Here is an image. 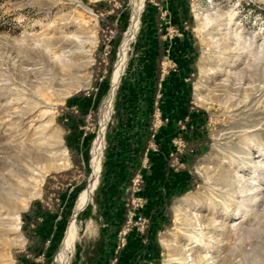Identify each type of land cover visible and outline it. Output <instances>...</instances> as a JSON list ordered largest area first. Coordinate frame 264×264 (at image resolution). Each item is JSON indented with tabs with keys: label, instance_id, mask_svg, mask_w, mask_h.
Segmentation results:
<instances>
[{
	"label": "rangeland",
	"instance_id": "rangeland-1",
	"mask_svg": "<svg viewBox=\"0 0 264 264\" xmlns=\"http://www.w3.org/2000/svg\"><path fill=\"white\" fill-rule=\"evenodd\" d=\"M122 12L129 13V23L109 78ZM136 15L137 28L115 84ZM156 62L157 84L150 77L156 86L154 95V87L149 91L151 129L153 134L164 126L176 129L169 163L173 172L187 167L190 179L167 187L169 205L152 264H264V0H0V230L19 226L22 241L9 248L0 235V255L7 257L0 264L24 259L47 264L45 253L36 254L23 233L21 215L35 200L49 210L64 208L61 195L70 189L75 193L65 209L57 252L62 247L53 264L74 216L78 234L66 264L79 263L76 241L83 222L76 208L95 202L117 93L125 78L145 73L149 79ZM109 95L110 115L103 124ZM158 112L163 123L155 128ZM71 117L82 119L90 139L85 165L74 166L67 151L64 134ZM202 135L206 150L187 165L193 153L189 145ZM92 180L95 187L82 203ZM8 199L22 208L10 211ZM128 202L126 193V210ZM145 207L146 199L143 214Z\"/></svg>",
	"mask_w": 264,
	"mask_h": 264
},
{
	"label": "crops",
	"instance_id": "crops-1",
	"mask_svg": "<svg viewBox=\"0 0 264 264\" xmlns=\"http://www.w3.org/2000/svg\"><path fill=\"white\" fill-rule=\"evenodd\" d=\"M155 70L153 66L148 70L149 73L151 72L149 79L145 73L140 79L125 78L117 93L100 187L97 186L94 193L95 202L90 203L81 212L83 217L79 219L83 222V228L80 229V236L76 241L81 255L77 264H108L114 256H117V264H152L157 254L159 241L157 235L160 234L165 219L163 209L168 197L167 187L172 183L184 184L190 179V171L187 167L177 172H173L171 168L168 151L176 129L164 126L152 137L150 148L147 149L142 160L143 163L147 153L150 165L148 171L145 169L144 214L150 217L151 222L145 234L133 229L126 245L116 254L118 235L124 224L126 212L125 187L130 181L132 169L140 161L143 136L149 128L153 104L149 91L154 87L151 92L154 95L156 86L152 79L156 78V74H153ZM188 115L192 118L194 112ZM81 122L80 117H71L65 127L67 151L76 159L74 161L72 159L74 166L77 163L85 165L89 149L90 139H87L86 133L82 130ZM151 144H155L158 148H153ZM74 193L75 190L70 189L61 195L64 205L67 206ZM66 206L60 207L59 212L47 211L37 227L43 238L51 240L50 249L58 244L63 234L67 215ZM23 262L29 264L26 259Z\"/></svg>",
	"mask_w": 264,
	"mask_h": 264
},
{
	"label": "trees",
	"instance_id": "trees-1",
	"mask_svg": "<svg viewBox=\"0 0 264 264\" xmlns=\"http://www.w3.org/2000/svg\"><path fill=\"white\" fill-rule=\"evenodd\" d=\"M119 20H120V23H119V25L117 24L118 32H117V35L115 37V40L113 41V43L111 45L112 51H111V54L109 56V62L107 65V68H108L107 76L109 78L112 74L114 63H115L116 58H117L118 47H119L120 42L122 40L123 34L128 27L129 13L128 12L120 13L119 14ZM103 23H104V21H103ZM159 70H160V64L156 63V78H155L156 84L159 80L158 79ZM151 113L152 114H151V118H150L148 131L143 136V142H142L143 148L140 152L141 158H140V161H138L137 165L132 169L131 174H130V179H132V177L137 173V171L141 169L142 160L144 158L145 152L149 148L150 141L153 137V130L151 129L152 120H153L152 119L153 111ZM206 147H207L206 138H204L203 135L198 136L197 139L194 141V143L189 145V150H192L191 152H193V153L191 154V158L188 160L187 165L193 164L194 161H196V159L204 153V151L206 150ZM98 187H100V183H99ZM59 195H60V193H59ZM168 205H169V200L165 201L164 207L167 208ZM47 211H49V209L47 206L44 205V203L42 201H40V200L33 201L32 204L30 205L29 210L25 213H22V215H21L22 221H23L22 231L25 234V236L28 238L29 242L34 243V245H32V246L35 247V253L40 254L41 252H44L45 253V262L47 264H53L55 253L57 252V250L59 248V243L53 249H50L47 252L45 250V243H46V240L48 238H45V237L43 238L37 230V227L40 224L39 218L42 217L45 213H47ZM55 211L59 212L60 207H57L55 209ZM81 212L79 214V219H82V217H83V214ZM124 222H125V218L123 220V223ZM32 224H34V226H32ZM61 247H62V245H61ZM61 247H60V249H61ZM60 249H59V251H60ZM59 251L57 252L56 256L58 255ZM17 258L19 259V256H17ZM23 264H26V263L23 262Z\"/></svg>",
	"mask_w": 264,
	"mask_h": 264
},
{
	"label": "bare ground",
	"instance_id": "bare-ground-1",
	"mask_svg": "<svg viewBox=\"0 0 264 264\" xmlns=\"http://www.w3.org/2000/svg\"><path fill=\"white\" fill-rule=\"evenodd\" d=\"M138 23V15H136L134 23L131 27V29L129 30V32L127 33L123 48H122V52L120 54V58H119V73L117 75L116 78V82L115 84L118 82L119 76L121 71L124 69L125 67V63L127 60V51L130 47L131 41H132V37L135 34L136 31V26ZM111 105H112V95H109L106 99V103L105 106L103 108V113H102V123L104 124L107 119L109 118L110 115V110H111ZM103 143V135H102V131L99 134V137L97 138L96 144H95V149H94V163L97 162L99 155H100V149ZM96 182L92 180L89 188L82 194L81 196V202L83 203L88 196L92 193L93 188L95 187ZM7 205H8V209L10 211H18L22 208V204L20 202H17L15 200L12 199H8L7 200ZM85 206V205H84ZM83 206V207H84ZM81 205H78L76 208V214L80 213V211L82 210ZM78 212V213H77ZM198 215V214H197ZM13 219V218H12ZM18 219H20V216H18ZM19 230V226L17 228H11V227H7V228H3L1 229V236H2V241L4 242V244L6 246H8L9 248H11L14 245H19L21 244V240H18V233ZM77 234H78V225L76 222V218L73 219L72 224H71V228H70V232H69V236L67 239V242L65 244V246L63 247V250L61 252V255L58 259L57 264H66V260L68 257V253L70 250V247L72 245V243L75 241V239L77 238ZM12 235H14V237H12ZM7 260V257L5 255H0V261H5Z\"/></svg>",
	"mask_w": 264,
	"mask_h": 264
},
{
	"label": "built area",
	"instance_id": "built-area-1",
	"mask_svg": "<svg viewBox=\"0 0 264 264\" xmlns=\"http://www.w3.org/2000/svg\"><path fill=\"white\" fill-rule=\"evenodd\" d=\"M154 120L155 128H159L163 123V118L159 112L155 114ZM166 120L168 119L166 118ZM154 135L155 134H153V136ZM151 146L154 148L155 144H151ZM179 151H181V149H179ZM148 167V157L146 153L142 168L137 171L131 183L125 188V192L129 195V202L127 203L125 222L119 231L116 254L126 245L128 236L133 229H136L141 234H145L149 226V218L141 212L142 208L145 206V199L140 195L144 182L145 169ZM48 242L50 243V240H48ZM108 264H117V256H114Z\"/></svg>",
	"mask_w": 264,
	"mask_h": 264
}]
</instances>
